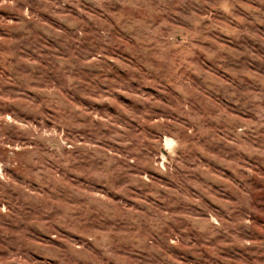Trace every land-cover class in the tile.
Segmentation results:
<instances>
[{
    "label": "clouds",
    "instance_id": "9594fccd",
    "mask_svg": "<svg viewBox=\"0 0 264 264\" xmlns=\"http://www.w3.org/2000/svg\"><path fill=\"white\" fill-rule=\"evenodd\" d=\"M0 8L15 11L19 20L4 23L22 33L18 40L0 37L7 49L0 64L12 70L11 76L0 74V264H30L37 252L29 225L38 197L8 174L18 166L49 180L63 172L113 195L114 185L126 182L137 191L121 199L142 197L129 210L77 196L74 189L63 192L65 199L79 200L77 209L63 212L87 234L78 237L86 246L65 244L51 264H177L173 253L180 248L202 257L198 264H264V225L253 220L264 215V199L257 198L264 195V173L241 159L234 169L239 182L226 193L212 196L207 180L197 183L205 175L201 145L210 137L220 142L222 133L234 142L231 152L264 157V57L244 63L243 74H232L235 82L226 89L231 112L207 103L188 83L197 71L192 61L199 59L198 44L209 35L264 31V0H0ZM125 54L164 86H183L180 99L172 100L176 107L164 110L171 119L146 110L122 118L121 127L76 102L111 95L117 85L104 77L111 57ZM257 60L258 71H243ZM29 90L43 106L35 123L21 115L33 109L18 102ZM18 140L22 151L15 148ZM99 144L119 147L113 153ZM152 169L173 187L147 176ZM39 211L45 215L48 209Z\"/></svg>",
    "mask_w": 264,
    "mask_h": 264
},
{
    "label": "rangeland",
    "instance_id": "374dc122",
    "mask_svg": "<svg viewBox=\"0 0 264 264\" xmlns=\"http://www.w3.org/2000/svg\"><path fill=\"white\" fill-rule=\"evenodd\" d=\"M6 20H12L15 23L19 20V17L15 14L14 10L0 8V37L18 40L22 34L21 31L12 30V25L4 23ZM219 23L224 24L225 21L220 19ZM193 42L195 43V40ZM198 48L200 52L196 54L199 56V59L192 61L197 71L188 77L191 89L196 93L202 94L206 98L207 103L223 104L231 112V105L226 101V89L230 84L235 82L232 79V74H243L241 69L244 63L253 60L254 57H264V31L259 33L252 32L250 35L240 34L233 36L229 33L209 35L208 39L198 44ZM6 50V47L0 42V52ZM9 59L11 60L12 58ZM111 59L110 70L104 79L111 80L117 85L115 91L103 99L91 97V104L85 103L84 100L76 102L81 103L84 107H91L103 119H111L113 124L120 125L121 127L124 126L121 124L122 118L127 119L129 115L132 117L139 116L146 110L158 113L159 115L155 117L156 119H171V117H165L164 110L169 106L173 109L176 107L172 103V100L180 99L178 93L181 92L183 86H164L155 77L146 74L144 69L141 68L140 64L131 55H114ZM4 63H8V61ZM257 63H259V60L253 64H249L243 71H258L256 67ZM0 74L11 76L12 70L5 69L3 64H0ZM33 92L34 90H29L18 101L22 105L33 109L27 115L21 113L25 120L31 123H35L33 116L37 115L38 109L43 107L40 104V98L34 95ZM86 99L88 98L85 97ZM195 99L197 103L201 102L199 96ZM189 107L191 108L193 105L189 104ZM233 114L243 115L240 112ZM130 123L134 126L136 121L133 119ZM221 137L220 142L211 140L210 137L208 144L201 145L205 155L200 156L199 167L204 171L205 175L201 176L197 183L204 184V181L207 180L205 187L212 196H216L220 192L226 193L229 186L238 184L239 178L234 169L241 159L247 161V167L252 168L253 171L264 173V164L261 163L264 157L254 158L243 153H233L230 151L234 143L232 139L224 137L222 133ZM165 143H168V141H165ZM97 147L115 153L119 145L99 144ZM15 148L17 151H22L24 143L18 140ZM120 154L123 155V153ZM257 165L259 166L258 168ZM164 166L165 160L161 159L160 168L163 169ZM8 174L38 197L30 206L33 219L29 225V229L33 232L31 239L34 240L37 247L36 255L32 257L30 264H51V259L54 258L56 250L62 248L65 244L86 246L78 237H86L87 234L82 230L75 229L68 222L63 212L64 209H77L79 207V200L76 198L65 199L62 194L63 192L74 189L77 196L102 198L114 205L123 204L124 208L129 210L135 207L136 201L142 199L140 195H135L131 198L125 196L124 199H121V195L128 191H137L135 186L126 185V182L114 185L117 194L113 195L110 191H105L103 188L87 187L84 181L77 182L73 176H66L63 172L59 171L56 174L57 179L55 180H49L45 176L37 178L35 175H28L19 166L8 170ZM146 175L165 187H173L162 171L157 172L155 169H152ZM248 180L254 183V186L258 189L262 187L261 182L254 177H249ZM257 198L264 199V195L258 192ZM255 206L260 209L259 204ZM41 207L48 209L47 214H40L39 209ZM260 211H264V209H260ZM253 220L258 226L264 225V215H260L258 218L253 217ZM189 235L195 241L198 233L193 231ZM193 247H195V244ZM173 255L176 257L177 264H198V259L202 258L198 257L193 251H187L184 248L178 249ZM205 255L208 254L205 253ZM221 255L226 254L221 253ZM227 255L230 256L231 254ZM214 264H216V261H214Z\"/></svg>",
    "mask_w": 264,
    "mask_h": 264
}]
</instances>
